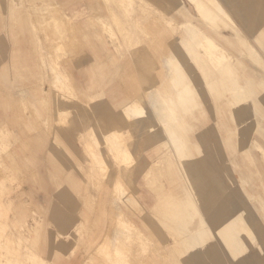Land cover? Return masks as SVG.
Returning <instances> with one entry per match:
<instances>
[{
	"label": "rangeland",
	"instance_id": "374dc122",
	"mask_svg": "<svg viewBox=\"0 0 264 264\" xmlns=\"http://www.w3.org/2000/svg\"><path fill=\"white\" fill-rule=\"evenodd\" d=\"M208 1L206 20L190 0H0V264H184L193 254L203 264H264V0H217L225 19ZM183 24L219 45L223 66ZM165 60L179 61L183 87ZM152 93L173 100L168 126ZM130 100L147 114L129 116ZM187 153L218 165L217 204L229 208L216 219L178 174L188 168L176 172ZM116 181L122 212L112 202ZM238 214L247 222L241 253L208 233L185 251L201 218L214 231ZM115 216L134 222L139 240L134 229L130 242L114 241ZM103 234L112 239L99 250Z\"/></svg>",
	"mask_w": 264,
	"mask_h": 264
},
{
	"label": "crops",
	"instance_id": "0c3cea01",
	"mask_svg": "<svg viewBox=\"0 0 264 264\" xmlns=\"http://www.w3.org/2000/svg\"><path fill=\"white\" fill-rule=\"evenodd\" d=\"M218 4L224 10V8L221 6V4L219 2H218ZM226 14H228V13H226ZM155 92H157V91H155ZM152 94H150L148 96V100H150V102H152V100H153L154 93H152ZM150 98H152V99H150ZM163 98L166 100V102L168 104H170L173 101L171 98H166V97H163ZM135 102L138 103V107H139V110H140L139 112H133L130 109L131 105L133 103H135ZM150 105H151V108L153 109L151 103H150ZM124 108H125L126 112L128 113V115L132 116V117L140 118V117L145 116L147 114L146 109L144 107L140 106L139 102L136 101V100L128 101L124 105ZM154 112H155V114L159 115L160 117H162L164 119L167 118V117H165V115L162 116L161 114H158L156 111H154ZM170 113H171V108H170ZM225 128H226V131L227 130L230 131V127L229 126H227ZM171 134H173L174 136L178 137L173 132H171ZM208 135L209 134L205 133V134L202 135V137L205 138V140H206V139H208ZM183 144L186 145V142H181V143L177 144L179 150L183 151V149H184V145ZM110 149L111 150H115L116 149L119 152V148H117L115 141L111 143ZM122 150H124V149L122 148ZM122 150L120 149V152L123 154L124 151H122ZM180 157H181V155H180ZM190 157H191V154L187 153V161L188 162L186 163V167L188 168V171H189L188 175L185 176L182 173L178 172L180 170V168H181L180 167V162L176 163V167H177L176 168V172H178V174H180L183 178L186 177V179H188V180L190 179L191 180V183L193 184V186L195 188H197L199 193H200L199 195H200L201 199L203 200V203L205 205L206 211L208 212L209 218L210 219H216V217L219 214H221V213L223 214V212L226 211V209L229 208V206H228L229 204L228 203H227V205H224L226 203H221L220 205L217 204V201H218V199L220 197V193L222 192V187L219 185V183L217 181L218 165L216 164V162H212L209 159L210 157L208 158V160H205V159H192V158L190 159ZM231 217L225 219L224 221H221L219 223V225L215 228L216 231L215 230L212 231L209 228L208 224L205 223L206 220H203L201 218L200 223H201L202 227H200V229H197V230H194V231L191 230V231H193V232H191L192 233L191 235L195 236V238L197 239L196 243H198L199 245L195 244V246L193 248V244L192 245L189 244L186 247L185 251L187 252L189 249H191L190 247H192V249L194 250L196 247H198V246L202 247L204 244H206V239H204V238L200 239V238H202L204 233L205 234L208 233L209 237H217V235H220V234H221V236L223 238L224 237H226V238L228 237L227 239H228L229 242H227L226 238H224V242H226V245L229 247L230 253L232 255H234V256L236 254L241 253V251H240L241 243L240 242L238 243V241H239L238 233L240 232V225H243L244 223H247V222L246 221L242 222L239 214L237 216L233 215ZM227 224L228 225L230 224V226H227ZM204 225H206L208 227H206V226L203 227ZM226 228H227V230H226ZM232 229L235 230V231H233ZM229 238L230 239L232 238V239L230 240ZM162 244H163L162 246H164L165 248H167L170 245V244L168 245V243H165L164 241H163ZM238 244H239V246H237Z\"/></svg>",
	"mask_w": 264,
	"mask_h": 264
},
{
	"label": "bare ground",
	"instance_id": "6f19581e",
	"mask_svg": "<svg viewBox=\"0 0 264 264\" xmlns=\"http://www.w3.org/2000/svg\"><path fill=\"white\" fill-rule=\"evenodd\" d=\"M191 2H193V3H195L199 8H200V12H201V14H203L204 16L206 15V13H208V15H209V13L212 15L213 13H212V10H211V8H210V10H209V8H207V7H203V5H205V4H203L204 3V0H190ZM210 1V2H209ZM208 2L209 3H211V4H213L214 6L213 7H216V9H217V11L219 12V13H221L223 16H224V18L223 19H225L226 17H228L229 18V16H228V14H226V12L220 7V5L218 4V2H217V0H209ZM206 6V5H205ZM196 11V10H195ZM199 12V13H200ZM198 13V12H197ZM201 14H198L199 16H201ZM217 15V14H216ZM204 16H202L201 18H203ZM200 18V17H199ZM205 18H206V20L208 19L207 18V16H205ZM213 18L214 19H217L218 18V16L217 17H215V15L213 16ZM212 18V19H213ZM220 19V18H219ZM223 19L221 18V20L223 21ZM203 20V19H202ZM220 20V21H221ZM204 21V20H203ZM213 21V20H212ZM219 21V22H220ZM221 21V22H222ZM218 22V21H217ZM220 22V23H221ZM227 22V21H226ZM225 22V23H226ZM229 22V21H228ZM231 22V21H230ZM211 23H213V25H215L214 24V22H211ZM224 23V24H225ZM186 24H183V26H185ZM213 25L211 26V27H213ZM225 25H223V27H224ZM214 28V27H213ZM217 28V27H216ZM185 30H187V33H188V37L191 39V40H193V42H194V44L196 45V46H198V47H200V48H202V52H203V54L207 57V58H209L210 60H209V62L211 61V60H214L215 62V66H219L220 64H221V62L224 60V59H226V56H225V54H222V53H220L219 55H216V52L219 50V45L216 43V42H214L213 41V39L212 38H210L208 35H204V34H201L200 33V29L198 28V27H196V26H194V25H186V27H185ZM198 33H200V35H201V37L203 38V39H201V40H196V38L198 37ZM184 40V39H183ZM188 40V39H187ZM238 40H239V38H238ZM248 40V39H247ZM242 41V40H241ZM67 42V41H66ZM188 43V41H186V44ZM190 43L191 42H189V45H190ZM188 45V44H187ZM195 45H192V46H190L191 48L192 47H194ZM188 47V46H187ZM189 47V48H190ZM221 47V46H220ZM247 47V46H246ZM188 48H186V49H184V50H187ZM196 49V48H195ZM191 50H193V49H191ZM252 50H253V48H252ZM256 50V49H255ZM196 51H198V50H196ZM195 51V52H196ZM250 52H253V51H250ZM218 53V52H217ZM194 54L195 53H192V55L194 56ZM198 54V53H197ZM255 54H256V52H255ZM172 55V54H171ZM196 55V54H195ZM187 56H190L189 54H187ZM193 56H191V57H193ZM257 56V55H256ZM190 57V58H191ZM201 57V56H200ZM199 57V58H200ZM228 57V56H227ZM250 58L252 57L251 55L249 56ZM171 58V57H170ZM189 58V60H191ZM198 58V57H197ZM248 58V57H247ZM193 59V58H192ZM252 59H253V57H252ZM172 60V59H171ZM174 60H175V58H174ZM194 60H195V58H194ZM199 60V59H198ZM202 60V59H201ZM191 61H193V60H191ZM261 61V60H260ZM164 62V61H163ZM165 62L167 63V61L165 60ZM170 63L172 62L173 63V65L172 64H170L171 66H172V70L174 71V73L172 72L171 73V71H168V76L170 77V76H172V74H174V78H175V75H176V80H175V82H178L180 85V87H183V85H181V83H183V82H181V80L180 79H183L184 78V76L182 77V75L180 74V68L182 67V66H180L179 67V65H177V64H179V61H178V63L176 64V62L175 61H169ZM168 62V63H169ZM202 62V61H201ZM168 63H167V65H168ZM195 63V62H194ZM204 63V62H203ZM197 64H199V63H197ZM169 65V66H170ZM181 65V64H180ZM203 65V64H202ZM222 65V64H221ZM171 66H170V68H171ZM223 66V65H222ZM168 67V66H167ZM166 67V68H167ZM227 67V66H226ZM51 68V67H50ZM215 68V67H214ZM223 68V70L224 69H226L225 67H222ZM169 70V69H168ZM166 71H167V69H166ZM213 71V70H212ZM213 73V72H212ZM216 73V72H215ZM171 74V75H170ZM231 74V73H230ZM213 75H214V73H213ZM225 75V74H224ZM207 77H208V73H207ZM206 77V78H207ZM227 78V77H226ZM228 78H230V76H228ZM208 79V78H207ZM215 79V78H214ZM233 79V78H232ZM169 80V79H168ZM217 80V79H216ZM220 80V79H219ZM218 80V81H219ZM210 81V80H209ZM221 81V80H220ZM174 82V81H173ZM216 82V81H215ZM177 83V84H178ZM176 85V84H175ZM211 85V84H210ZM175 88V87H174ZM239 88H242V86H237L236 87V85H235V87L233 88L234 90L235 89H239ZM177 90V91H176ZM175 90V92H177L178 94H179V92H181L178 88ZM153 95V94H152ZM151 95V96H152ZM176 95V94H175ZM154 96H155V94H154ZM180 96V95H179ZM156 98V97H155ZM150 99H152V98H150ZM158 99V98H157ZM155 100V99H153L152 100V102H151V104H152V107H153V110L154 111H156L158 114H161L162 116L165 114V115H167L169 112H170V107L168 106V103L166 102V100L163 98V97H161V99L159 100ZM177 99V98H176ZM178 103V102H177ZM130 109L133 111V112H139L140 110H139V107H138V103H133L132 105H131V107H130ZM162 110H164V113L162 114ZM165 110L166 111H168V112H165ZM252 110V109H251ZM166 117V116H165ZM170 118V117H169ZM167 119V118H166ZM166 119H164V125L165 126H168V122L167 121H165ZM171 119V118H170ZM232 120V119H231ZM170 123V122H169ZM163 125V124H162ZM165 128V127H164ZM164 132H166V131H164ZM167 132H168V135H167V139H169V144L170 145H172L174 148H175V150L177 151V150H179V148H178V146H177V144L178 143H181V141L179 140V138L178 137H176V136H174L173 134H171V132L170 131H168L167 130ZM166 135V134H165ZM201 137V136H200ZM202 139H205V138H203V137H201ZM203 143H205V141L203 140ZM184 145V144H183ZM203 145V144H202ZM205 145V144H204ZM206 146V145H205ZM114 147V146H113ZM201 147V146H200ZM174 148H172L173 150H174ZM206 148V147H205ZM122 150V149H121ZM122 151H124V150H122ZM175 152V151H174ZM207 154V153H206ZM184 163H185V161H183L182 159L180 160V167H184V166H186V165H184ZM216 168V167H215ZM208 174V173H207ZM115 179V178H114ZM228 182V181H227ZM112 185V184H111ZM113 186L115 187V188H113L112 190L115 192V195L113 196V199H112V202H113V204H114V206H115V209L117 208L120 212H122V207H121V205L120 204H122L123 202H125V200H124V197H123V194H124V187H122V181H116L115 182V184H113ZM113 193V192H112ZM110 200V199H109ZM108 200V201H109ZM111 202V201H110ZM102 205V204H101ZM108 206V205H107ZM110 206H112L111 204H110ZM104 207V206H103ZM103 207H102V209H103ZM111 207H109V209H110ZM112 210V209H111ZM114 212V211H113ZM118 212V211H117ZM120 212H118V213H120ZM110 213V212H109ZM111 214V213H110ZM106 215H107V211H106ZM113 215H114V213H113ZM116 215V214H115ZM119 215V214H118ZM110 216V215H109ZM223 216V215H222ZM116 217V216H115ZM120 217V220H121V216H119ZM118 217V218H119ZM117 218V217H116ZM117 218V220H119ZM232 218V217H231ZM94 219V218H93ZM111 219H113L112 217H111ZM124 219V218H123ZM108 220L109 221H111L112 222V220H110V218H108ZM107 221V220H106ZM122 221V220H121ZM243 221V220H242ZM108 222V221H107ZM114 222H115V219H114ZM119 222V221H118ZM163 222V221H162ZM206 222V221H205ZM116 223V222H115ZM114 223V224H115ZM109 224H111V223H109ZM112 224H113V222H112ZM111 224V225H112ZM119 226H121V227H119L120 228V230L119 229H117L116 231H112L113 233H114V235H115V237H112L113 238V240L114 241H116L117 239H119V238H122V239H125V240H127V241H125V242H130V241H128V236L132 233L131 231L133 230L134 231V229H137V230H135L134 231V233L135 234H133V235H137V232H138V238H137V240H139V232H140V230L138 231V228H137V226L134 224V222H132V221H130V220H128V221H122V224L121 223H117ZM108 225V224H107ZM110 225V226H111ZM222 225V224H221ZM113 226V225H112ZM111 226V227H112ZM115 226H116V224H115ZM123 226V227H122ZM223 226V225H222ZM227 226H230V224L228 225L227 224ZM108 228H109V226H108ZM107 228V229H108ZM116 228V227H115ZM114 228V229H115ZM211 229V228H210ZM108 230H110V229H108ZM111 230H113V229H111ZM226 230H227V228H226ZM233 230V229H232ZM216 231V230H215ZM225 231V230H224ZM233 231H235V230H233ZM106 232H107V230H106ZM110 232V231H109ZM220 232V231H219ZM112 233V234H113ZM130 233V234H129ZM217 233V232H216ZM228 233V232H227ZM236 233V232H235ZM111 234V233H110ZM111 234V235H112ZM226 234V233H225ZM239 234V233H238ZM110 235V236H111ZM113 235V236H114ZM142 235V234H141ZM140 235V236H141ZM177 235V234H176ZM229 235V234H228ZM240 235V234H239ZM110 236H108V235H106V236H104V234L100 237L101 239H100V242H98V245H97V248L99 249V250H101V249H103L104 247H105V240L107 239H112V238H109ZM143 236V235H142ZM187 236H189V234H187ZM218 236V235H217ZM220 236H221V234H220ZM225 236V235H224ZM230 236V235H229ZM144 237V236H143ZM143 237H142V239H143ZM192 239L193 238H195V236H193V235H191L190 236ZM189 237V238H190ZM234 237V236H233ZM239 237V236H238ZM135 238V237H134ZM141 238V237H140ZM224 238H226V237H224ZM223 238V239H224ZM228 238V237H227ZM226 238V239H227ZM131 239H133L132 237H131ZM196 239V238H195ZM230 239V238H229ZM232 239V238H231ZM230 239V240H231ZM130 240V239H129ZM134 240H136V238L134 239ZM134 240H132V241H134ZM137 240H136V242H137ZM108 241H110V240H108ZM108 241H107V243H108ZM103 242H105L104 244V246H103ZM111 242H112V240H111ZM111 242H109L110 244H111ZM135 242V241H134ZM183 242H184V240H183ZM227 242H229L228 241V239H227ZM109 243H108V245H109ZM114 243V242H113ZM185 243V245L187 244L186 243V241L184 242ZM238 243H239V241H238ZM140 244V243H139ZM183 244V243H182ZM189 244L190 245H192L193 244V248H194V246H195V244H198V243H194V241L192 242V241H190L189 242ZM188 244V245H189ZM233 244V243H232ZM231 244V245H232ZM113 245V244H112ZM111 245V246H112ZM115 245V244H114ZM184 245V246H185ZM199 245V244H198ZM107 246V245H106ZM130 246V245H129ZM129 246H126L127 248H129ZM139 246V245H138ZM187 246V245H186ZM197 246V245H196ZM237 246H239V244L237 245ZM0 247H2V245L0 246ZM23 247V246H22ZM114 247H116V246H114ZM232 247V246H231ZM111 248V247H110ZM139 248V247H138ZM191 249H192V247H190ZM197 248V247H196ZM22 249V248H21ZM57 249V248H56ZM185 249V248H184ZM233 249V248H232ZM97 250V249H96ZM99 250H98V252H99ZM105 250V249H104ZM131 250V249H130ZM107 251V250H106ZM233 251V250H232ZM240 251H241V249H240ZM71 252V251H70ZM101 252V251H100ZM99 252V253H100ZM2 253V252H1ZM103 253V252H102ZM115 253L116 254H119V256L121 255V251L119 250V249H116V251H115ZM127 253H128V251H127ZM128 256V255H127ZM85 259H86V257H85ZM90 259V258H89ZM89 259H87V261L89 260ZM91 260V259H90ZM83 261V260H82ZM92 261V260H91ZM96 261V260H95ZM47 262V261H46ZM89 263H90V261H88ZM90 264H92V263H90Z\"/></svg>",
	"mask_w": 264,
	"mask_h": 264
},
{
	"label": "snow or ice",
	"instance_id": "6c2138e0",
	"mask_svg": "<svg viewBox=\"0 0 264 264\" xmlns=\"http://www.w3.org/2000/svg\"><path fill=\"white\" fill-rule=\"evenodd\" d=\"M184 264H203V262L196 258L195 254H193V257L186 260Z\"/></svg>",
	"mask_w": 264,
	"mask_h": 264
}]
</instances>
